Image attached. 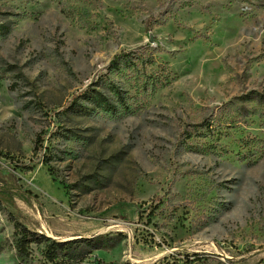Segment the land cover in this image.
<instances>
[{
    "label": "rangeland",
    "instance_id": "1",
    "mask_svg": "<svg viewBox=\"0 0 264 264\" xmlns=\"http://www.w3.org/2000/svg\"><path fill=\"white\" fill-rule=\"evenodd\" d=\"M0 188V264H264V0H0Z\"/></svg>",
    "mask_w": 264,
    "mask_h": 264
},
{
    "label": "trees",
    "instance_id": "2",
    "mask_svg": "<svg viewBox=\"0 0 264 264\" xmlns=\"http://www.w3.org/2000/svg\"><path fill=\"white\" fill-rule=\"evenodd\" d=\"M136 54H138V53H136V51H130V52H123V54L121 53V54H117L113 59H112V62H111V64L112 65H117V64H122V63H125V62H127V61H131V59H132V57H135V58H137L138 57V55H136ZM168 81H167V78H165V80H164V83H167ZM9 192V190L8 189H2V188H0V194H2V195H6L7 193ZM32 233L30 232V231H28L27 229H24V232L22 233V236H21V243H20V245H19V250H20V252L21 253H26L27 252V246H28V243L29 242H32V237H30V235H31ZM54 242V241H53ZM55 246H61V245H63V244H65L66 245V242L64 243V242H54L53 243ZM53 244H50V245H48V251H47V255H48V257L51 259V260H54L55 258H56V249L55 248H53V247H55V246H53ZM75 248V247H74Z\"/></svg>",
    "mask_w": 264,
    "mask_h": 264
}]
</instances>
